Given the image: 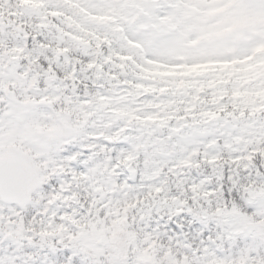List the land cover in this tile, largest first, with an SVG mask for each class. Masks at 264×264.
Returning a JSON list of instances; mask_svg holds the SVG:
<instances>
[{
	"label": "snow or ice",
	"instance_id": "1",
	"mask_svg": "<svg viewBox=\"0 0 264 264\" xmlns=\"http://www.w3.org/2000/svg\"><path fill=\"white\" fill-rule=\"evenodd\" d=\"M0 12V264H264V0Z\"/></svg>",
	"mask_w": 264,
	"mask_h": 264
},
{
	"label": "trees",
	"instance_id": "2",
	"mask_svg": "<svg viewBox=\"0 0 264 264\" xmlns=\"http://www.w3.org/2000/svg\"><path fill=\"white\" fill-rule=\"evenodd\" d=\"M17 5L15 3L11 4V7L14 9ZM2 14V12H0Z\"/></svg>",
	"mask_w": 264,
	"mask_h": 264
}]
</instances>
